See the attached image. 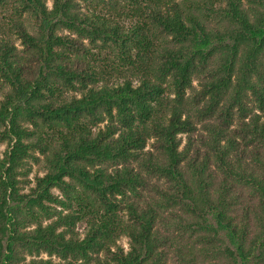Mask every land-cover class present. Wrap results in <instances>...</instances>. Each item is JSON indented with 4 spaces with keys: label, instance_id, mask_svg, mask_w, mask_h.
<instances>
[{
    "label": "trees",
    "instance_id": "trees-1",
    "mask_svg": "<svg viewBox=\"0 0 264 264\" xmlns=\"http://www.w3.org/2000/svg\"><path fill=\"white\" fill-rule=\"evenodd\" d=\"M98 1L104 13L82 12L79 0H54L51 10L43 0H0V264H169L157 223L171 208L183 212L179 228L199 233L200 257L264 264V86L252 81H264V0H126V17L139 18L130 27L119 21L121 0ZM213 14L222 28L209 26ZM162 37L178 48L160 50ZM87 42L115 47L143 77L109 82ZM217 55L193 112V77ZM249 89L261 112L249 108ZM195 119L208 133L200 145ZM35 151L47 173L21 194L17 177ZM79 188L100 204L73 212L54 194ZM173 253L175 264H199L190 250Z\"/></svg>",
    "mask_w": 264,
    "mask_h": 264
},
{
    "label": "rangeland",
    "instance_id": "rangeland-1",
    "mask_svg": "<svg viewBox=\"0 0 264 264\" xmlns=\"http://www.w3.org/2000/svg\"><path fill=\"white\" fill-rule=\"evenodd\" d=\"M110 1V0H107ZM115 1V0H114ZM181 1V0H178ZM44 4L47 6L49 10L53 8L54 0H43ZM120 4V12L123 13V17L119 19V21L125 25V27H130L132 25L137 24L139 18L134 16V13L132 15L134 18L129 17V19L126 17V14L128 15L131 10V2L126 1V0H121ZM218 5V4H216ZM79 6L82 10V12H92L97 6V11L100 13H104L106 10H104L105 5H102L98 0L95 2H85L83 0H79ZM218 8V6H216ZM104 10V12H103ZM1 11V9H0ZM2 12V11H1ZM4 13V12H2ZM7 13V12H5ZM8 13H10L8 11ZM215 14L212 15L211 19L209 20V26L214 27L216 29H220L223 27L222 22L218 21L219 19L215 16ZM226 24V23H225ZM224 24V25H225ZM16 44L21 48V41L20 39L15 41ZM161 47L160 50L166 46H170L171 48H178L177 45H173V39L172 38H165L162 37L160 42ZM87 45H89V50L94 54V56L98 59L96 67L98 70L103 73L105 76L104 78L108 80L111 83H122L125 80H132L133 82L137 83L139 79L143 77L142 71H139L138 69L135 68L132 64H125L122 63L119 58L117 57V51L115 47H104L100 42H98L96 45H92L89 42H87ZM92 60L93 57L90 56ZM134 57L136 59V55L134 54ZM262 59L264 61V55L262 56ZM96 62V61H95ZM221 62V56L217 55L213 58H210L207 65L202 69L200 73H196L193 77V85L192 88L188 90L186 94V100L190 107L192 108L193 112H195L198 108H201L203 106V102H198L196 100H199L196 98V94L201 90L202 84L204 82H207L211 80L213 74H215L216 69L219 67V64ZM260 72L264 76V63L262 66H260ZM169 81V80H168ZM235 81V80H234ZM252 81L256 84H260L264 86V81L262 82L261 79L257 76V74H254ZM235 83V82H234ZM167 86V85H166ZM170 89H166V94H165V102H173L174 95L170 93ZM248 99L247 102L249 104V108L254 111V112H261L260 109L257 107V103L255 102V99H253V94L252 91L249 89L248 90ZM3 99L2 92L0 91V100ZM239 118V117H238ZM195 122L197 124L196 131L193 133V137L195 138L196 145H200L199 141V136H207V131L204 129L203 125L204 122L198 121L195 119ZM237 123V122H236ZM33 130V128H31ZM183 139V144H182V149L187 145L188 141V135L183 134L181 135ZM153 140L149 141L147 149H151L152 147ZM7 149V143L2 141L0 139V161L4 158L5 156V151ZM35 156L33 158L27 159V163L24 166L25 168L23 171L25 172V175H21L18 178L19 180V192L21 194H30L32 191V188L36 185L37 179L39 177L45 176L47 173V168H46V162H45V157L41 154L40 151H35ZM212 170H215V167H212ZM151 183L158 184L163 190H168L170 184H168L165 180L158 181L156 179L151 180ZM79 193L78 195L75 194L73 191L72 194L67 195L64 191L60 189L54 190V194L57 195L60 199L65 200V201H71L72 210L73 212H79V210H83L84 206L86 204H93L96 207L100 204L99 199L97 198L96 195H91L89 194L88 196L83 192L82 188H79L77 190ZM75 195H77L78 199H74ZM144 196L146 200L151 201V198H149L148 193H144ZM154 196L157 198H160L159 195L156 193ZM74 197V198H73ZM142 204L145 203V200L140 201ZM58 210H62V207H58ZM64 212H68L67 210H63ZM161 215L160 216V221L157 223V230H158V235L161 239H163V242L168 240V237L170 240H168L167 245L163 247V250L166 251L169 254V258L171 259L169 261V264H175L176 259L173 251L178 248L181 250L183 253H187L188 250L193 252L196 256L200 253V249L202 246V243L197 240V236L199 233H193V229H183L179 228V223L178 221L175 220V215L182 214V210L179 208L175 209V212H173L172 208L167 209L166 211H160ZM174 213V215H173ZM186 217V216H185ZM189 218V217H188ZM191 220V218H189ZM87 220L88 217H85L82 221L78 222L77 227H76V232H78L82 237L84 236L85 228L87 226ZM49 220L45 219V222L47 223ZM194 221V220H193ZM200 235H202L200 233ZM203 236V235H202ZM117 244L122 247L126 252L130 251L131 247V239L122 236L117 239ZM116 249V247H113V250ZM199 256V255H198ZM214 259L211 257H198V262L199 264H212L218 257L214 256L213 254H210ZM27 260L29 261L32 259L30 256H26ZM40 258L43 259H49L48 254L44 253L41 255ZM57 258H54L56 260ZM220 262H224L223 260H219Z\"/></svg>",
    "mask_w": 264,
    "mask_h": 264
}]
</instances>
